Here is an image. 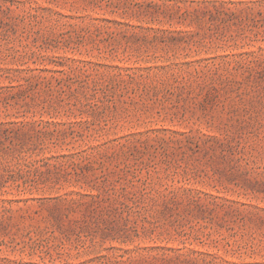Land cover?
Listing matches in <instances>:
<instances>
[{
    "label": "rangeland",
    "instance_id": "obj_1",
    "mask_svg": "<svg viewBox=\"0 0 264 264\" xmlns=\"http://www.w3.org/2000/svg\"><path fill=\"white\" fill-rule=\"evenodd\" d=\"M0 264H264V0H0Z\"/></svg>",
    "mask_w": 264,
    "mask_h": 264
}]
</instances>
